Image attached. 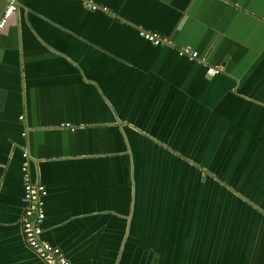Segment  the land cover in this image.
Masks as SVG:
<instances>
[{"label":"crops","instance_id":"obj_1","mask_svg":"<svg viewBox=\"0 0 264 264\" xmlns=\"http://www.w3.org/2000/svg\"><path fill=\"white\" fill-rule=\"evenodd\" d=\"M86 1L17 0L0 33V264H43L26 159L73 264H264V0Z\"/></svg>","mask_w":264,"mask_h":264},{"label":"built area","instance_id":"obj_2","mask_svg":"<svg viewBox=\"0 0 264 264\" xmlns=\"http://www.w3.org/2000/svg\"><path fill=\"white\" fill-rule=\"evenodd\" d=\"M86 5L92 9L102 8L109 12V9L101 4L91 0L86 1ZM17 7V0H11L5 10L0 15V33L6 27L11 15ZM140 35L153 43H163L165 38L158 33L146 29H140ZM182 53H186L191 57H197L198 52L189 47L181 49ZM202 59H205L202 57ZM221 71L220 67L210 66L207 72L215 74ZM28 152H24L26 157ZM24 174V194L23 200L25 207L21 214L22 234L26 244L34 250L37 255L43 260L44 264H73L66 256L61 247L52 244L42 237L43 222L45 219L44 198L47 195L46 186L41 182L33 181L30 175L29 160L26 159L22 165Z\"/></svg>","mask_w":264,"mask_h":264},{"label":"rangeland","instance_id":"obj_3","mask_svg":"<svg viewBox=\"0 0 264 264\" xmlns=\"http://www.w3.org/2000/svg\"><path fill=\"white\" fill-rule=\"evenodd\" d=\"M222 183L223 184H226V186H229L227 180H226V182L225 181H222ZM231 192H234L237 197H239L240 199L244 200V196L239 193V190H236V189L233 190V189H231ZM231 197H232V199H235V201H238L239 203H242L240 199H238V198H236L234 196H231ZM228 201H231V200H228ZM235 206H236V203H233V209L235 208ZM239 209L241 210V207L240 206H239ZM190 210H191V208L188 206V211H190ZM196 210L199 211V207H197ZM232 234H234V233L232 232ZM237 235H238V233H237ZM188 245H190V244H188ZM172 246H174V245L172 244ZM163 247L166 248L167 246H165V244H162V242L158 246L155 245V247H152V250H153L152 255L153 256H156V255L158 256V255H160V253H164V252H161V249H160V248H163Z\"/></svg>","mask_w":264,"mask_h":264},{"label":"water","instance_id":"obj_4","mask_svg":"<svg viewBox=\"0 0 264 264\" xmlns=\"http://www.w3.org/2000/svg\"><path fill=\"white\" fill-rule=\"evenodd\" d=\"M4 94H5V90L0 88V107L2 106L3 100H4ZM23 200V199H22ZM24 201V200H23ZM25 203V201H24ZM28 246V245H27ZM29 247V246H28ZM30 248V247H29ZM33 251V250H32ZM34 252V251H33ZM35 253V252H34ZM42 263L44 264L43 260Z\"/></svg>","mask_w":264,"mask_h":264}]
</instances>
